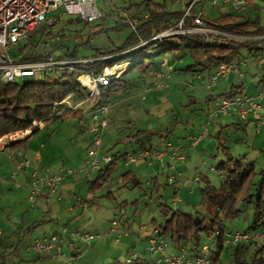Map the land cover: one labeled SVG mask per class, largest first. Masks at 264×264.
Wrapping results in <instances>:
<instances>
[{
	"label": "rangeland",
	"instance_id": "374dc122",
	"mask_svg": "<svg viewBox=\"0 0 264 264\" xmlns=\"http://www.w3.org/2000/svg\"><path fill=\"white\" fill-rule=\"evenodd\" d=\"M158 1L165 3L167 12L180 9V3L176 1ZM188 1L182 0L184 3ZM253 4L259 8L247 7V10L243 12V19L251 21L257 19L260 27L264 28V0H253ZM137 5L141 10L144 9L142 0H99L97 7L104 20L88 25L79 22L77 17H70L61 12L52 13L51 18L55 22L51 26L43 25L47 27L51 35L47 39L42 37L36 52L45 54L51 51L54 56H62L69 52L75 53L77 58H90L97 50L104 52L119 47L130 35L131 30L129 27H120L121 29L116 30L115 20L123 14L134 17L137 13ZM219 7L220 4L213 7L204 0L198 4L197 9L198 11L201 9L205 18L212 19L213 16L225 11V9L219 10ZM37 36H39L38 33L34 38ZM44 40L48 41L47 45H42ZM256 41L258 43L255 48L264 49V39ZM240 53L238 60L246 61V65L241 66L242 79L235 78L228 83L227 81L222 83L224 81L220 79L216 86L208 90L206 85L210 74L207 70L189 69L192 59L188 52L184 51L174 56L166 54L174 70L167 81V89H154L148 72L141 71L139 67H132L123 75V81L128 85V89L119 91L116 96H111L108 105V118L111 125L102 138L99 157L111 156L116 152L121 156L129 153L131 147L122 144V140L126 141V138L135 135L137 131L145 132L144 135L152 140L163 138L162 140L172 144H185L187 138L197 137L203 131L207 132L208 135L194 149L188 151V156L191 155L190 159L187 158L188 167L186 170H180L181 175L175 180L174 185L164 186L167 185L166 172L157 164L149 167L146 163L140 162L130 167V171L134 172L141 184L140 187H134L132 183L123 185L121 174L128 169L122 166L121 157L116 162L108 181L99 189L90 191L88 184L90 179L86 178V171H82L86 166L84 157L90 146V136L86 131L83 132L88 122L80 121L77 116L72 115L62 121H48L35 130L27 143L31 151L35 148L41 152L43 161L32 164L33 170L41 173L44 170L55 173L59 169L82 171L75 176L76 178L67 177L58 186L59 188L62 184H66L68 189V192L61 195L65 207L66 204H69L71 208L75 204L92 203L78 215L80 219L77 222L72 221L74 212L64 210L59 213L50 212L49 206L46 205L49 203L44 202L40 196L36 201L37 205L36 203L35 206L32 205L29 200L30 189L27 188V194L23 191L24 188H20L19 176L23 172L16 174V176L20 174L18 178L14 175L15 154L19 145L7 148L9 141L6 138H0V150L6 148L4 152H0V254L17 252L16 256L8 255L5 258V264H66L71 252L66 243L61 245L64 257L52 253L49 258L39 260L40 254L32 250L33 242L37 238H49L53 234L59 236L63 227L75 230L78 224L87 232L99 233V237L92 240L89 246L79 248L81 253L74 263L112 264L115 258L123 262L124 257L117 252L118 245L114 244V241L122 239V242H128V239L122 236L117 239L116 235L105 234L104 229L109 228L112 221L118 223L119 229L131 230L135 236L148 237L163 222V216L157 208L160 200H164L166 205L174 210H182L186 213H195L200 210V189L204 186V182L202 180L196 182L195 178L206 177L212 185L218 186L221 176L210 169L226 160L227 156L224 153L236 159L241 158L245 163L252 162L257 172L264 162L262 158L264 154L261 152L264 148V126L259 127L255 122L249 121L241 128L242 122L238 123L236 118H213L209 114L213 110V104L209 98L211 100L212 97L223 95L224 89H229L231 82L236 85V89H229L228 93L238 92L252 97L261 95L264 98V51L246 53L243 50ZM164 55L152 51L153 57L145 58L144 63H150L152 67L164 72V69L159 68ZM62 66L61 64L59 68ZM127 68L125 67L122 71ZM57 72L51 71L50 77H55ZM86 76V74L82 75V77ZM198 76L202 77V81L198 79ZM147 87L152 88V91L142 99V93ZM73 101L79 103L82 99L74 98ZM92 104L90 102L86 106L92 107ZM260 105L264 109V100L260 102ZM223 121L226 126L222 123ZM219 122L224 126L219 127ZM15 137L22 138L20 133ZM109 149L112 151L107 153ZM154 178L157 179L155 185L159 186L157 193L154 192L152 184ZM148 182L151 183L149 187ZM175 190L176 194H174ZM175 197L179 203L173 206L172 199ZM53 199H56L55 195L50 200ZM87 200L89 202H86ZM245 217V221H240V224L236 221L230 229L245 228L250 212H246ZM58 220L61 221L58 222ZM100 228L103 230L100 231ZM80 244L83 243L78 242L75 248L77 249ZM211 244L212 241L207 239L202 245L211 246ZM100 246L101 251L91 253L90 247L98 249ZM169 249H171V243L167 241L164 253H168ZM139 250L140 246L137 251ZM226 250L225 247L220 255V264H233L231 252ZM252 250L253 246L247 248L245 251L247 257ZM196 255L202 256L203 253L199 251Z\"/></svg>",
	"mask_w": 264,
	"mask_h": 264
},
{
	"label": "trees",
	"instance_id": "16d2710c",
	"mask_svg": "<svg viewBox=\"0 0 264 264\" xmlns=\"http://www.w3.org/2000/svg\"><path fill=\"white\" fill-rule=\"evenodd\" d=\"M163 1L165 2V0ZM171 1L175 2V0ZM250 2L251 0H247V4H250ZM142 3L144 9L141 10L137 5V13L133 17L138 21L135 31H131L121 46L104 52L97 50L90 58H77L75 53L70 54L69 52L62 56H54L50 51L54 60L65 63L62 67L54 70L58 71L55 77H50V72H47L38 78L31 77L12 84H2L0 82V138L30 130L39 124L45 125L48 121H62L72 115L77 116L80 121L87 120L85 106L72 110L61 102L70 94H73V99L81 98L83 100L85 98L86 94L82 92L79 77L84 74L97 76L105 68L128 63L127 70L122 71L117 78H113L107 86L99 88L100 93L97 102L109 105L111 96H116L119 91L128 89V85L123 81L125 72H128L132 67H139L141 71L148 72L152 67V64L144 63L145 58L150 59L153 57L152 51L157 52V54H172L173 56L187 51L192 59V65L189 69L207 70L211 74L215 67L221 64L238 63L240 52L243 50L246 53L264 51L262 48H255L258 42L253 39L242 43L235 40L214 39L205 41L200 38L185 37L163 42L153 41L143 47L135 48L141 41H147L154 34L164 30L169 21H176L180 18L178 13L167 12L165 3H160L158 0H142ZM213 23L217 28L235 35L245 37L264 36V28L260 27L257 19L252 21L250 19L243 20L238 13L221 14ZM115 27L116 30H119L120 27L126 26ZM37 33L39 36L34 38ZM50 35L51 32L47 31V27L40 26L28 34L16 49L9 52L10 57L17 59L16 61L19 62L29 63L45 59L44 53L41 54L36 51L42 42V37L47 39ZM46 43L47 40H44L42 45ZM80 60L84 62H78ZM237 94L240 93L223 95L224 97H231ZM209 101H211L210 98ZM245 123L242 122V124ZM110 125V119L108 118V127ZM144 134L145 132L137 131L135 135L126 138V141L124 140L122 144H127L133 151L135 150L134 145H138L137 148L145 147L152 139ZM17 147H20V145ZM111 151L112 149H109L107 153ZM261 152L264 154V148L261 149ZM224 154L227 156L226 160L210 169L218 172L221 176L218 186L212 185L206 177L197 178L196 182L200 180L204 182V186L200 189L201 209L195 213H186L182 210H174L168 207L164 200H160L157 203V208L163 216V222L154 230H158L165 243L168 241L180 250H188L185 253L188 258L194 257L201 250L203 242L209 239L215 242L209 255L211 264H220V255L225 247L227 248L226 251L231 252L233 264H264V240L230 246L224 243L222 235L237 230L244 233L264 232V162L256 172L252 162L245 163L241 158L236 159L227 153ZM111 157L112 162L110 164L102 166L91 178H87L90 179L88 181L90 191L99 189L108 181L114 171L116 162L122 156L116 152ZM262 158H264V155H262ZM121 180L123 185L128 183H132L134 187H140L141 185L134 172L130 170L121 174ZM156 181L157 179L154 178L152 184L154 185V192L157 193L159 186L155 185ZM150 185L151 183L148 182L147 186ZM174 194H176V190ZM87 205H92V203H87ZM246 212H250V217L245 228L236 229V227H233L230 229L236 221L237 224H240V221L246 220ZM109 228L104 231L106 232ZM121 229L118 228L117 223L115 231L120 233V237L122 235ZM250 246H253V250L247 257L245 251ZM14 253L16 251L8 255L11 257ZM8 255L3 252L0 254V264H5V258ZM78 255L80 254L76 249L74 258L76 259ZM145 262L147 263V261Z\"/></svg>",
	"mask_w": 264,
	"mask_h": 264
},
{
	"label": "built area",
	"instance_id": "2783aa9c",
	"mask_svg": "<svg viewBox=\"0 0 264 264\" xmlns=\"http://www.w3.org/2000/svg\"><path fill=\"white\" fill-rule=\"evenodd\" d=\"M99 0H0V82L2 84H12L28 78L40 77V75L47 72L54 71L59 66L65 65L63 62H57L53 59L52 54L48 51L45 53V59L34 63L19 62L11 58L9 52L16 49L18 45L35 29L40 26H51L54 19L51 18L52 13L61 12L68 16L77 17L81 22L90 24L98 20H102L100 10L97 7ZM204 0H189L183 6L182 14L176 21H169L166 28L154 34L147 41H141L135 48L143 47L153 41H167L177 40L179 37L185 38H200L205 41L214 39L219 40H235L242 43L249 40H262L264 36L245 37L232 34L217 28L213 22H207L202 11H196L198 4ZM211 6L215 7L219 3L228 5L230 12L234 14H241L245 11L247 0H207ZM104 20V19H103ZM136 23L127 14L115 20V25H125L131 31H135ZM48 43V41H47ZM46 43V45H47ZM134 48V49H135ZM84 61H81L83 63ZM123 64L115 65L111 68H105L103 72L97 76L87 75L79 79L82 92L86 94L85 98L77 103L73 101V96L68 95L62 103H65L71 109H77L87 104H92V107L86 106L85 116L88 120L87 131L90 134V146L85 155V169L86 178H91L102 166L108 165L112 162V157L103 155L99 157V149L102 138L108 128V113L109 107L107 104L97 102L99 98V88L107 86L113 78H117L124 68L120 67ZM246 65V61H239L238 63L221 64L215 67V70L207 78L206 88L209 90L216 86L218 80H227L229 76L235 75L243 77L241 66ZM164 72L151 67L148 74L152 78V85L156 90H165L168 88L167 81L170 78V73L173 72V66L166 54L161 59L159 65ZM202 81V77L198 76ZM152 91V88L147 87L142 93V99ZM264 100L262 96L258 95L252 97L246 94H237L231 97H212L213 110L209 113L213 118L218 117H233L239 122L253 121L257 126L264 125V109L261 108L260 102ZM38 126L24 131L17 132L1 138H6L9 142L7 146L24 139L32 130H38ZM34 130V131H35ZM20 133L22 138L17 139L16 134ZM208 134L203 131L197 137H189L185 144H172L169 141L151 140L145 147L136 148L129 153L122 156V166L130 168L138 162H144L148 166L157 164L161 169L165 170V181L167 185L175 184V180L180 177L181 172L175 166L182 164L188 157V151L194 149L197 144L204 139ZM124 140H122L123 142ZM14 175L19 172H27L30 169V160L26 157L23 149H18L15 154ZM81 170L74 169H59L57 172H50L44 170L43 173L38 170H32L29 174L28 187L30 189L29 200L34 205L40 196L45 202L56 193L59 184L67 177H75ZM212 171V170H211ZM197 181V178H195ZM179 203L175 197L172 199L173 206ZM117 222L112 221L111 227L106 231L107 235H116L118 239L120 233L115 231ZM223 235L224 243L230 246H235L240 243L256 242L264 240V232L261 233H244L240 230L233 232H226ZM99 237V233L87 232L83 228L70 230L67 227L61 229L59 236L51 235L49 238H37L33 242L32 250L37 251L38 254L53 253L62 255L61 245L66 243L70 249V256L67 258L66 264L74 263V253H76L75 244L78 242L84 245H90L91 241ZM165 242L160 237L158 230H154L151 236L147 239L144 248L143 259L135 251H130L123 262L114 259L112 264H211L209 255L210 250L215 245L213 241L211 246L203 245L201 248L202 256L195 255L188 258L183 249L176 255H166L164 253ZM147 261V263L145 262Z\"/></svg>",
	"mask_w": 264,
	"mask_h": 264
},
{
	"label": "crops",
	"instance_id": "0c3cea01",
	"mask_svg": "<svg viewBox=\"0 0 264 264\" xmlns=\"http://www.w3.org/2000/svg\"><path fill=\"white\" fill-rule=\"evenodd\" d=\"M176 2H178V3H180V9L178 10V11H171L170 13H178V14H182V10H183V6L185 5V4H187L186 2L184 3V2H182V0H175ZM220 4V3H219ZM247 7H251L252 9H258L259 7L257 6V5H255V4H253V0H251V2H250V4H247V6H246V9H245V11L247 10ZM220 9H225V11H223L222 13H220V14H218V15H215V16H213L212 17V19H209V18H205L204 16V19L207 21V22H213L216 18H218L221 14H224V13H232V12H230L231 10H230V7L228 6V5H222V4H220V7H219V10ZM196 11H198V9L196 8ZM199 11H201V9L199 10ZM244 11V12H245ZM203 14V13H202ZM234 14V13H233ZM239 15H241V18L243 19V13H241V14H239ZM136 16V15H135ZM131 18H133V17H131ZM144 18H146V16H144ZM134 20H135V22H138L137 21V19L136 18H133ZM244 20V19H243ZM115 26H118L119 27V25H115ZM175 69V68H174ZM173 70V69H172ZM174 71V70H173ZM208 74H211V72L209 73L208 72ZM233 77V78H232ZM235 78H239V79H242V77H237V76H235V75H231V76H229L228 77V79L227 80H222V81H224V82H222V83H226V81H227V83L229 82V81H231L232 79H235ZM224 85V84H223ZM229 89L230 90H235L236 89V85H234V83L233 82H231V84H230V86H229ZM229 89H224V93L223 94H229V95H231V94H234V93H238V92H234V93H228V90ZM218 97H222L223 95H217ZM74 100V99H73ZM86 119H87V117H86ZM85 121H87L88 122V120H85ZM218 122V121H217ZM237 122H238V120H237ZM223 124H225V121H223L222 122ZM238 123H241V122H238ZM246 125V123L245 124H242V126H241V128L242 127H244ZM42 126V125H41ZM40 126V127H41ZM222 126H224V125H221L220 124V122H219V127H222ZM225 126H226V124H225ZM39 127V128H40ZM38 128V129H39ZM84 131H86L87 132V134L90 136V134L88 133V131H87V127L85 128V129H83V132ZM260 133V132H259ZM30 138V137H29ZM28 138V139H29ZM27 139V140H28ZM27 140H25L24 142H22L21 144H20V147H21V149H23L24 151H25V154H26V157L30 160V169L27 171V172H23V173H21V175L19 176V175H17V176H19V178H20V184H21V187L20 188H24L23 189V191L24 192H26L27 194H28V189L27 188H29L28 187V185H27V183H28V180H29V173L33 170L32 169V164H34V163H39V162H41L42 163V161H43V156L41 155V152H39L37 149H35V148H33V151H31L30 150V148H29V144L27 143L28 141ZM186 139H184V141H185ZM7 148H12V147H10V146H6ZM20 147H19V149H20ZM138 147V145H134L133 146V148L134 149H136ZM6 150V148L5 149H2V150H0V152H4ZM190 157H191V155H189L187 158L188 159H190ZM186 160L185 162H184V164H182V165H180V164H178V165H180V166H178V167H176V168H178L177 170H186V168L188 167L187 166V163H188V161L189 160ZM32 161V162H31ZM140 163H144V162H140ZM149 167H152V166H149ZM128 170H130V168L128 169ZM184 175V172L182 173V176ZM16 176V178H18ZM76 178V177H75ZM16 180V179H15ZM20 188H18V189H20ZM65 192H68V189L66 188V184H62L61 185V187H59L58 189H57V191H56V193L54 194L55 196H56V199H53V200H50L48 203L49 204H46V205H48L49 206V210H50V212H54V213H59L61 210H64V211H68V212H74V214H75V216H74V219H72V221L73 222H77L78 221V219H80V217H78V215L79 214H82L81 212L83 211V209H87V204H75L73 207H71L70 208V206H69V204H66V207H65V205L62 203V200H64V199H62L63 198V196H61L62 194H64ZM42 199V198H41ZM52 199V198H51ZM36 201H38V199L36 200ZM44 201V200H43ZM51 201H56L55 203H50ZM45 202V201H44ZM36 205H37V203H36ZM33 206H35V204L33 205ZM69 206V207H68ZM61 221V220H60ZM59 220H58V222H60ZM78 224V223H77ZM36 225V224H35ZM79 225L80 224H78L76 227H79ZM76 227H75V229H76ZM236 229H239V228H236ZM103 230V228H100V231H102ZM104 230H106V228L104 229ZM121 231H122V238H126V239H128V242H122V239H120V240H115L114 241V244H116V245H118L117 246V252L119 253V255L120 256H123V257H125L126 255H127V252H129L130 250H132V249H134L135 250V252L138 250V248H139V246H140V250L139 251H137V253H139V255L140 256H142L144 259H146L145 257V255H144V248H145V246H146V240H147V236H145V237H142V236H135V235H133L132 234V231L131 230H125L124 228H122L121 229ZM125 239V240H126ZM81 246H85L84 244H80L79 246H78V254H80L81 253V250H79V248L81 247ZM89 249H91V253H98L99 251H101V246H100V248H98V249H96V248H89ZM82 250H84V249H82ZM180 251V249H178L177 247H175L173 244H171V249H169L168 250V253H166L165 252V254L166 255H176L178 252ZM88 252V251H87ZM185 253H186V249H185V251H184ZM9 253H11V251L9 252ZM9 253H7V254H5V255H8ZM16 254H17V252L16 253H14V255H11V257L12 256H16ZM50 256H52V253L50 254V253H42V254H40L39 255V260H43V259H45V258H49Z\"/></svg>",
	"mask_w": 264,
	"mask_h": 264
},
{
	"label": "water",
	"instance_id": "95a60500",
	"mask_svg": "<svg viewBox=\"0 0 264 264\" xmlns=\"http://www.w3.org/2000/svg\"><path fill=\"white\" fill-rule=\"evenodd\" d=\"M35 133V131H33V132H31L28 136H26L24 139H22V140H18V141H16V142H14V143H12V144H10V145H8V146H10V147H13V146H17V145H20L22 142H24L25 140H27L31 135H33Z\"/></svg>",
	"mask_w": 264,
	"mask_h": 264
},
{
	"label": "bare ground",
	"instance_id": "6f19581e",
	"mask_svg": "<svg viewBox=\"0 0 264 264\" xmlns=\"http://www.w3.org/2000/svg\"><path fill=\"white\" fill-rule=\"evenodd\" d=\"M128 66H129V64H128V63H126V64L122 65V66L120 67V69H121V68L128 67Z\"/></svg>",
	"mask_w": 264,
	"mask_h": 264
}]
</instances>
